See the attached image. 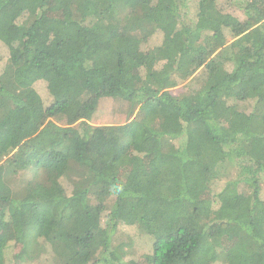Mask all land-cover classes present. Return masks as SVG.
<instances>
[{"label":"trees","instance_id":"obj_1","mask_svg":"<svg viewBox=\"0 0 264 264\" xmlns=\"http://www.w3.org/2000/svg\"><path fill=\"white\" fill-rule=\"evenodd\" d=\"M0 43V264H264V0H0Z\"/></svg>","mask_w":264,"mask_h":264},{"label":"rangeland","instance_id":"obj_2","mask_svg":"<svg viewBox=\"0 0 264 264\" xmlns=\"http://www.w3.org/2000/svg\"><path fill=\"white\" fill-rule=\"evenodd\" d=\"M223 1L224 0H219V3L222 5ZM230 11H232L235 16H240L238 9H234V10H230ZM49 12L56 14V12L58 13V10L54 9V11H48V13ZM0 53L1 54L5 53V47L1 43H0ZM35 89L40 94L43 93L44 92L43 83L35 84ZM179 90H180V86H176V87L170 89L169 91L171 93H178ZM131 116L132 115L129 113V110H127L126 108H125V110H123V107H122V112H121L120 106L118 105V103H112L110 97H103L101 99V101L99 102V104L97 105L96 114L94 115L93 124L122 123V122L126 121L127 119L131 118ZM9 207H10L9 204H1L0 205V208L4 212L3 215L5 216L4 217L5 220L7 218V216H6L7 213L10 214ZM100 220H101V223L103 224L104 223V216H102L101 219H98L97 217H95V224L97 223V221H100ZM6 228L8 230V232H7L8 236L10 238L13 237L16 233L17 227L14 225V223L12 222L11 219H9V221H7ZM233 240L234 239L232 237H230L229 234H225L224 244L226 246H229L233 242ZM20 248H21L20 244H18L17 242L14 243V245L12 246L11 253L9 254V258L5 262V264H31L32 263L31 261H29V262L20 261L21 263L16 262V260H15L16 256L15 255L20 251ZM139 252L140 253L137 254V257H138L137 260L141 263H145L148 260L147 253H144V251H139ZM82 260H84V261L86 260V258L83 254L80 255V261H82Z\"/></svg>","mask_w":264,"mask_h":264}]
</instances>
